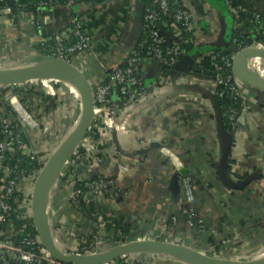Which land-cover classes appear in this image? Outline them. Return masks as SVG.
<instances>
[{"label": "crops", "instance_id": "obj_1", "mask_svg": "<svg viewBox=\"0 0 264 264\" xmlns=\"http://www.w3.org/2000/svg\"><path fill=\"white\" fill-rule=\"evenodd\" d=\"M230 1L238 11L245 10L242 11L246 16L243 17L246 26L243 34L251 36L254 31L259 41L264 42V0ZM137 2L108 0V3L91 6L58 5L53 12L54 24L43 22V27L38 29L24 21L11 26L9 16L0 14V44H21L25 38L35 51L43 34L66 31L72 17L93 14L95 21L91 25L97 32L96 48L86 75L93 83L102 82L106 80L107 67L114 69L124 64L140 40L142 20ZM192 3L199 23L206 21L207 15L214 22L202 25L204 33L195 40L194 50L221 44L226 28L218 10L209 0H192ZM106 6L110 17L103 11ZM119 13H124L122 20ZM106 20L109 26L105 25ZM111 35H117L112 38L113 44L109 41ZM211 51L218 56L223 52L214 48L206 52ZM257 60H249L246 65L255 75L257 71L252 66ZM214 73L213 62L205 58L203 78L212 81ZM141 76L146 84H151L158 79L159 70L148 63ZM186 77L188 74L170 75V80L155 96L147 95L126 114H120L112 127L104 124L103 117L94 115L93 123L102 124V135L98 133V139L90 136L82 143L91 160L71 162L68 173L80 180L117 177L125 196L115 201L106 196L87 198L86 210L98 212L101 219L97 224L82 219L86 226L83 229L90 234L96 231L98 236H109L107 238L135 233L148 240L167 242L170 239L199 252L206 247L213 248L215 253L217 247L219 253L221 247L233 251L236 248L233 244L241 242L264 247V91L246 87V104L239 124L233 132L223 134L212 102L185 83ZM206 79L200 80L205 87L210 83ZM189 141L193 142V148ZM97 156H101L102 162L93 164ZM181 173L193 179L195 203L183 197ZM222 176L228 182L253 177L254 180L242 190H232ZM28 196L31 197V193ZM62 200L53 207L57 213L53 221L62 220V215L69 211L65 199ZM182 210L185 212L179 216L177 224H170L173 215ZM52 237L57 245L56 238ZM73 240L78 246V239ZM97 244H92L90 249ZM12 256L10 251L0 254V264H12Z\"/></svg>", "mask_w": 264, "mask_h": 264}, {"label": "built area", "instance_id": "obj_2", "mask_svg": "<svg viewBox=\"0 0 264 264\" xmlns=\"http://www.w3.org/2000/svg\"><path fill=\"white\" fill-rule=\"evenodd\" d=\"M39 1L40 2L37 4V7L27 9L22 3V0H12L13 7H0V14H6L9 16L11 26H15L17 21H24L25 24L28 23L32 26H36L37 29L39 27H43V22L53 25L54 20H56L53 12L56 6L61 5L59 0ZM150 1V5L146 3L141 32L143 31V35L146 34L151 39L153 46L148 47L146 57H140L135 50H133L131 55L124 62L127 65L125 69H122L120 66L114 69L107 67L105 70L106 80L102 82L93 83L86 75V72L89 71L88 63L91 62L90 59L92 58L94 49L96 48L94 38L97 32L91 25L92 22L95 21V16H93V14L86 13L84 16L79 18L72 17L70 20V28L68 30L63 32L52 31L49 34H43L39 40L40 43H45L48 40L55 41L54 52H52L51 55L44 57L54 58L58 62L70 65L85 75L93 90L94 113L97 116L103 117L104 124L107 126L110 125L109 127L114 126L113 123L118 119L117 117L120 114H126L144 97L147 95L155 96L158 90H160L161 87H163L166 82L170 80V76H165L164 69H171L172 72L178 61L194 50L195 40L204 33V26L202 25L204 23L207 25L214 23L209 15H207V20L203 21V23L202 21L199 23V21L196 20V8L193 5L192 0ZM99 2L100 4H105L108 3V0H89L88 3L82 4H77L76 0H67L65 5L76 6L87 4L91 6L93 4H98ZM226 3L235 19L234 26L244 27L245 22L243 21V17L246 16L242 11L245 10L241 9V11H238L233 7L234 3L230 0ZM31 10H34V13L31 12ZM103 11L106 14V17H110V13L107 11V6L103 9ZM207 14H209V12ZM36 15H38V20L42 21L41 23L36 20ZM118 16L119 19L122 20L124 13H119ZM105 25L109 26L110 22L106 20ZM116 36L117 35L110 36L109 41L112 44L114 43L112 38H116ZM251 36L256 40L249 45H240L239 49L231 54L220 53L218 56V53H215L214 51L204 53L195 61L191 73L188 74V77L184 80L185 83L201 87L210 91L212 95H219L228 101H230L232 97L230 98L229 95L226 96L225 94H230L245 100L244 92L246 86L241 84L234 77L232 84L229 88H227V92L224 90L227 87V84L230 83L231 79L228 78L226 80L222 74V70L224 68H232L233 60L236 54L240 51L247 49H264V42L261 40L259 41V37L254 33V31ZM162 45H168L167 56L171 57L170 59H167L164 56L161 48ZM230 49L232 48H227L223 51ZM205 58H210L214 65L215 73L212 81L203 78V76L201 78H197L193 75L194 71H198L201 75L203 74ZM248 61H246V65L248 64ZM148 63H152L159 70L158 79L151 84H146L141 76L143 67ZM204 79L210 81V83L207 82L206 87L200 83V80ZM1 87L3 86H0V88ZM113 95L117 97L115 102L113 100ZM7 108H9V110ZM48 116L51 115H45L44 117L47 122L45 124H40L30 110L21 104L16 95L13 97H11V94L7 95V97H5V104L0 107V127H2L3 133L6 136V140L0 143V152L8 151L9 148L16 143L24 155L31 157V159H36L37 156L34 152V143H37L38 140L40 141V139L44 138V136H47V134L52 130L51 124L47 120ZM234 117L235 113L234 111H231L229 117L230 120L233 121ZM235 128L236 126L233 127V129ZM89 131L102 135V124L92 123ZM25 139L29 143V147L25 146ZM86 140L87 139L85 138L81 142L78 149L83 148L84 144L82 143ZM77 150L74 153L76 155ZM77 160L81 163L86 159L82 158L80 154L77 155ZM101 162V156L94 157L93 164H100ZM3 165V159L2 156H0V168L4 173H7L9 169ZM37 177L38 175H33L32 178H30V180H28L21 188H19L14 181H3V186L0 188V225L4 223L6 217L12 212L17 214L18 218L21 220L26 218L32 219L31 204L28 208H25L24 206L27 201H29L28 203H31V197L28 196V193H31L30 189H33L32 183L35 182ZM70 177L71 183L65 187L70 194L72 204L73 202H78L83 204L85 203L86 205V200L90 196H106L111 201H115L125 196V193H123L119 188L117 177H98L86 180H80L76 176ZM78 182H86L85 189H87V191L85 193L74 191L73 187ZM179 182L184 199L187 202L195 203L196 191L194 189L193 179L189 175L180 174ZM17 193L21 194L24 198L19 214L16 210L14 212L12 206L6 201L7 197ZM18 203H20L19 199L14 198L13 204L16 205ZM184 212L185 211L182 210L179 211L177 215H173L172 224L174 226L181 217L180 215ZM90 214L92 219H101L96 212H90ZM7 225L8 226L5 227V231L0 232L1 255H6L7 252L10 251L13 254L12 262L14 264H60L54 261L43 248L39 252H36L33 249L28 251L18 243H15L11 239L13 237L12 225ZM21 235L23 234L21 233Z\"/></svg>", "mask_w": 264, "mask_h": 264}, {"label": "water", "instance_id": "obj_3", "mask_svg": "<svg viewBox=\"0 0 264 264\" xmlns=\"http://www.w3.org/2000/svg\"><path fill=\"white\" fill-rule=\"evenodd\" d=\"M212 7L218 10L225 22V37L221 44L203 49H196L188 55L182 57L174 66L171 75L179 76L180 73L190 74L195 61L200 58L207 50L214 48L221 51L229 48L232 39L234 17L224 2V0H209ZM137 12L142 20L143 26L145 7L147 0H138ZM34 13V10H31ZM40 63H35L24 67L21 71L8 73L0 71V86H11L13 84H21L29 80L41 78H49L57 81H68L76 86L82 95L81 120L79 127L70 137L65 145L54 156L44 163L42 170L39 172L35 180L31 192V209L32 220L37 232L38 240L42 248L50 255V257L60 264H110L116 260H123L125 257L136 253L163 255L168 257H179L191 261L193 264H220L209 256L187 248L182 245L170 244L157 240H138L126 244L113 247L107 252L100 254H66L56 245L50 230L48 228L47 215L42 210V202L45 192L46 182L49 181L53 173H59L61 169L71 160L72 156L80 146L94 120L93 106V90L88 79L76 68L58 62L54 58L40 56ZM252 59L264 60V49H247L236 54L233 60L232 75L241 84L256 90L264 91V79L255 76L246 66V61ZM195 91L203 97L210 100L212 96L207 91L198 86H192ZM213 104V109L218 116V122H221L220 114L217 106ZM159 147V145H154ZM152 147V146H151ZM226 186L232 190H242L247 187L253 180L249 178L242 182H228L223 176L221 177ZM180 186V185H179ZM264 264V263H262Z\"/></svg>", "mask_w": 264, "mask_h": 264}, {"label": "rangeland", "instance_id": "obj_4", "mask_svg": "<svg viewBox=\"0 0 264 264\" xmlns=\"http://www.w3.org/2000/svg\"><path fill=\"white\" fill-rule=\"evenodd\" d=\"M23 39L24 41L21 44H17V42L15 44H0V70H15L20 67H26L31 64L40 63V55L31 49L30 43L26 42L25 38ZM249 67L251 68V66ZM252 68H254V71H257V75L255 76L264 79V60L258 59ZM8 87L12 91L34 88L42 92L44 95L51 96L56 100L57 109L49 114L51 116H48L47 118L48 122L51 124V132L48 133L47 136H44V138L40 139V141L38 140L37 143H34V152L36 153L37 158L45 163L46 160H49L52 156H54V154L58 152V150H60L61 145L68 138L74 126L76 125L78 118L81 115V93L79 89H77V87L71 83H65L49 78L29 80L27 82L13 84ZM10 94L11 97L15 95L17 96L15 93ZM35 108L36 107H34L32 110L34 111L35 116L38 117L39 112L36 111ZM46 122V119L43 118L40 124H45ZM70 165L71 160L61 169L58 175H56V180H53V184L55 182V186L52 190V198L46 206L48 228L51 235L56 238L58 242V248L66 254H100L109 251L115 246L121 245L112 243V237L107 238L109 236H103V234H101L96 240H94L95 242L93 243H98L99 245L97 244V247H94L93 249L89 248V250L81 252L79 248V241V245L76 246L77 243H75L73 240H76V235L89 237L90 233L83 229V226L81 225L82 221L79 216L80 213H74L73 209L71 208L73 206L72 201L70 200V194L65 187L71 183V179H69L71 175L68 173ZM64 177H67L68 179L66 180L65 184L62 185L61 180ZM34 184L35 182L32 183L33 186ZM62 199H65V204L68 206L69 211H67V214L62 215V220L60 218L53 221V217L57 216V213H54L53 211V207L58 205L57 200L61 202L63 201ZM28 202L29 201H27L26 205L24 206L25 208L30 206L31 203ZM85 213H88V209L85 211ZM113 238L115 239V237ZM107 239L111 241L109 242ZM121 240L123 241L122 244H126L132 241L148 239L147 237L145 238L140 234L137 235L135 233H131L126 237H121ZM181 242L184 241L181 240ZM166 243L181 245L180 241H170V239H167ZM77 247L79 250H77ZM233 247H236L233 251H225V247H221L219 254L215 253L211 247L203 248L200 252L216 261H219L220 264H255L264 260V247L262 245L252 246L248 243L241 242L233 244ZM262 250L263 252H261ZM121 261H124L127 264H193L191 261L179 257H168L144 253H136L134 255L125 257Z\"/></svg>", "mask_w": 264, "mask_h": 264}, {"label": "trees", "instance_id": "obj_5", "mask_svg": "<svg viewBox=\"0 0 264 264\" xmlns=\"http://www.w3.org/2000/svg\"><path fill=\"white\" fill-rule=\"evenodd\" d=\"M39 2H40L39 0H22V3L27 9H32V8L37 7V4ZM59 2L61 5H65L67 0H59ZM88 2L89 0H76L77 4L88 3ZM150 3L151 1L148 0L147 4L150 5ZM98 4H100V2ZM0 7L1 8L13 7L12 0H1ZM37 17L38 15H36V20L40 21L41 23L42 21L38 20ZM234 22H235V19H234ZM234 25H233L232 39L230 41V46H229V48H232V49L221 52L223 54H231L237 51L240 45H245V44L249 45L254 40H256V39H253V37L250 35L247 36L243 34L245 23H244V27L243 26L235 27ZM150 46H153L151 39L146 34L143 35V31H142L140 40L135 45V49H134L135 52L140 57H146L148 53V47ZM161 48L164 53V56L167 59H170L171 57L167 56L168 45H162ZM54 50H55L54 40H48L45 43H38L35 45V52L41 56H49L52 54V52H54ZM120 67L122 69H125L127 65L124 63ZM164 74L165 76H170L171 69L165 68ZM222 74L226 80L228 78L231 79L230 83L227 84V87L224 89L227 92V88H229V86L233 82L232 68H224L222 70ZM193 75H195L197 78L202 77V75L198 71H194ZM10 93L17 94V97L19 98L21 104L24 107L28 108L32 114H34V117L37 119L38 122H41L42 119L45 117V115H49L54 110L57 109L55 98L44 95L42 92L34 88H27L24 90H13L12 91L8 86L0 88V107L5 104V97H7V95H10ZM225 95L226 96L229 95L230 98L232 97L230 101H228L227 99H224V97H220L219 95H212L210 97V101L214 103L219 110L220 119H221L220 130L223 134L227 132H233V127L238 126L239 117L242 111L244 110V107L246 104L244 99H241L236 96H232L230 94H225ZM34 107H36L35 110L39 112L38 117L35 116V113L32 110ZM7 109L9 110V108ZM231 111H234L235 113V117L233 121H231L229 118ZM90 136H94L97 139L99 137L95 132L88 131L86 138ZM5 140H6V136L3 133L2 127H0V143L4 142ZM24 143L26 147H29V143L27 142L26 139ZM188 143L190 146L192 145V148L194 147L193 142L189 141ZM80 154L82 158L86 159L87 161L91 160V155H89L83 148L77 150V155H80ZM77 155L74 154L72 156L71 158L72 163L77 164L80 162L77 160ZM0 156H2V159H3V164H4L3 166L9 169L7 173H4L2 169L0 168V188L3 186V181H14L16 185L19 188H21L26 184L28 180H30V178H32L33 175H38L44 166L43 161L40 160L39 158L31 159V157L24 155L22 153V150L18 148L16 143H14L9 148L8 151L0 152ZM181 175H186V173H181ZM67 179H68L67 177H64L61 180V184L64 185ZM85 183L86 182H78L73 187L74 191H80V192L85 193L87 191V189H85ZM0 195H1V191H0ZM14 198L19 199L20 203L14 205L13 204ZM6 201L12 206L13 211L15 212L16 210L17 213L19 214V211H21L20 207L24 201L23 196L19 193L13 194L12 196L7 197ZM72 205H73L72 206L73 209L77 211L78 213H80L79 215L81 217V220L85 219L86 221H92L93 224L99 223L97 219H92V216L90 213H85L86 211L85 203L83 204V203L73 202ZM254 219H255V214H254ZM171 223L172 221L170 222V224ZM7 224L12 225L13 237L11 239L15 243H18L19 245H21L23 248H25L28 251L33 249L34 251L39 252L42 249V246L39 243L37 232L34 227V222L32 219L26 218V219L21 220L18 218L17 214L12 212L9 216L6 217L4 223L0 225V232L5 231V227L8 226ZM81 225L83 226V228L86 227L83 223ZM21 233L23 235H21ZM97 238H98V235L96 234V231L90 234L89 237L78 235L77 239L80 243V251L82 252L85 250H89L91 245L95 242L94 240H96ZM112 239L113 240L112 241L110 240V241L114 244L118 245V244L123 243L120 235H116L115 239L114 238ZM107 240L109 241V239ZM216 252L219 253L218 247L216 248ZM110 264H127V263L121 260H116V261L111 262Z\"/></svg>", "mask_w": 264, "mask_h": 264}, {"label": "bare ground", "instance_id": "obj_6", "mask_svg": "<svg viewBox=\"0 0 264 264\" xmlns=\"http://www.w3.org/2000/svg\"><path fill=\"white\" fill-rule=\"evenodd\" d=\"M25 67V66H24ZM24 67H20V68H17L15 70H8V71H4V70H0L1 72H8V73H13V72H17V71H21ZM61 82H65V83H70L68 81H62ZM78 89V88H77ZM74 91V90H73ZM77 92V91H76ZM82 96V95H81ZM81 107H82V97H81ZM80 120H81V117L78 118V121L76 123V125L74 126L72 132L70 133V135L68 136V138L65 140V142L61 145V147L63 145H65L67 143V141L70 139V137L73 135V133L76 131V129L79 127V124H80ZM47 161V160H46ZM56 175H58V173H53L51 176H50V179L48 182H46V185H45V192H44V197H43V202H42V210L44 212V214H46V204L49 203L51 201V198H52V190L54 189V186H55V182L53 184V180L55 179L56 180ZM30 192H32V190L30 189ZM47 215V214H46ZM264 263V260L259 262V263H255V264H262ZM240 264V263H238ZM253 264V263H251Z\"/></svg>", "mask_w": 264, "mask_h": 264}]
</instances>
